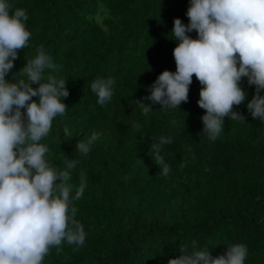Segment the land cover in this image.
<instances>
[{"label": "trees", "instance_id": "16d2710c", "mask_svg": "<svg viewBox=\"0 0 264 264\" xmlns=\"http://www.w3.org/2000/svg\"><path fill=\"white\" fill-rule=\"evenodd\" d=\"M190 0H13L25 8L26 26L32 33L20 50L6 79L15 82L27 57L40 45L57 68L49 76L68 79V110L57 116L47 143L49 159L64 168L68 159L80 163L88 186L75 202L76 219L87 239L78 250L64 242L53 247L44 264H167L181 244L192 241L209 249L213 257L228 245L244 243L246 264H264V121L245 107L255 85L242 78L248 95L235 111L244 120L225 117L224 131L215 141L202 134L206 110L197 101L202 87L193 74L188 102L178 109H160L144 99L164 70L176 71L173 54L179 43L172 38L174 18L188 23ZM196 38L193 30L188 33ZM23 77V73H20ZM97 77L116 81L107 105L97 103L91 82ZM38 87V84H33ZM38 99V97H33ZM150 104L142 113L138 102ZM139 122V130L132 127ZM65 125L71 135H65ZM99 133L87 156L76 144ZM172 143L160 147L169 165L163 175L155 164L153 138Z\"/></svg>", "mask_w": 264, "mask_h": 264}, {"label": "clouds", "instance_id": "9594fccd", "mask_svg": "<svg viewBox=\"0 0 264 264\" xmlns=\"http://www.w3.org/2000/svg\"><path fill=\"white\" fill-rule=\"evenodd\" d=\"M186 15L187 24L179 17L173 21L172 38L179 41L173 50L176 71H162L144 99L159 103L160 109H178L188 102L195 74L202 85L197 103L206 110L202 134L215 141L224 131L225 117L245 121L233 106L246 100L241 81L247 77L255 95L245 107L264 121V0H190ZM28 19L25 8L0 0V264H44L53 247L67 242L78 250L87 239L75 205L88 186L87 175L81 172L79 185L73 184L80 161L68 159L64 168H57L49 159V145L42 143L54 119L68 110V79L49 76L45 81V70L57 66L43 45L34 57H27L15 82L6 79L20 50L29 44ZM193 30L196 38L188 35ZM90 87L97 103L105 106L115 94L116 81L97 77ZM137 105L145 115L153 111L143 101ZM132 127L139 130L141 125L133 122ZM63 132L71 135L67 125ZM99 135L92 132L75 150L87 156ZM153 141L155 164L166 176L169 165L159 149L172 140L159 136ZM179 252L167 264H246L249 255L244 243L228 245L218 257L196 241L191 249L181 244Z\"/></svg>", "mask_w": 264, "mask_h": 264}]
</instances>
